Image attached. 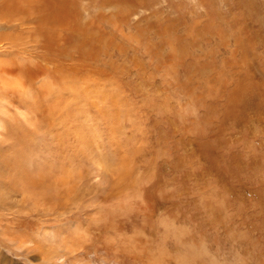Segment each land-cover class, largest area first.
Listing matches in <instances>:
<instances>
[{"label":"rangeland","instance_id":"obj_1","mask_svg":"<svg viewBox=\"0 0 264 264\" xmlns=\"http://www.w3.org/2000/svg\"><path fill=\"white\" fill-rule=\"evenodd\" d=\"M2 11L0 264H264V0Z\"/></svg>","mask_w":264,"mask_h":264},{"label":"bare ground","instance_id":"obj_2","mask_svg":"<svg viewBox=\"0 0 264 264\" xmlns=\"http://www.w3.org/2000/svg\"><path fill=\"white\" fill-rule=\"evenodd\" d=\"M10 11H2V12H0V24L2 25V23H5V25H8L9 23H11L12 21H14V20H16L17 22H19L20 21V16H21V14H20V12H10V13H12V15H14V16H12V15H9L8 13H9ZM25 12V11H24ZM53 13V12H52ZM28 13L27 12H25V14L24 15H22L23 17L25 16V15H27ZM43 16V15H42ZM27 17V16H26ZM44 17V16H43ZM54 18H55V16H54ZM40 21H42V20H40ZM39 21V22H40ZM52 21V20H51ZM59 21V20H58ZM45 22V21H44ZM48 22V21H47ZM53 22H55V21H53ZM60 22V21H59ZM20 23H23V22H21L20 21ZM24 24V23H23ZM22 24V25H23ZM0 25V26H1ZM52 25V24H51ZM43 28H45V27H43ZM48 28V27H47ZM53 28V27H52ZM42 29V28H41ZM46 29V28H45ZM34 30V29H33ZM39 30H40V27H39ZM50 30V29H49ZM41 31V30H40ZM43 31V30H42ZM45 32V31H44ZM41 34H42V32H40ZM51 33H52V31H51ZM48 34V33H47ZM41 36V35H40ZM40 36H39V38H40ZM42 36H43V34H42ZM44 37H45V35H44ZM54 37V36H53ZM52 37V38H53ZM43 38V37H42ZM15 39H17V35H14V34H12V33H4V34H1L0 35V40H4V41H11L10 43H12V41L14 42V40ZM46 39V38H45ZM13 67L11 66V62H3V61H1L0 62V83H1V85H4V88L5 87H7L5 90H9V91H12V89H21L22 87H21V85H19V83L17 82L18 80H17V78H7V77H4L5 76V71H8V73L10 74V73H12V71H13ZM3 73V74H2ZM4 79H6V80H4ZM21 91H23V89H21ZM1 93H5V92H2L1 91ZM29 100L31 101V99L29 98ZM34 105V104H33ZM1 110V109H0ZM14 130L12 129L10 132L8 131V133H12ZM18 135V134H17ZM20 136V135H19ZM19 138H21V137H19ZM37 173H39L37 170L33 173L34 175H36L37 176ZM24 178H25V180H27V179H29V176L28 175H25L24 176ZM37 177H35V179H36ZM33 181H35L34 179H33ZM36 182V181H35ZM39 183H41V185L43 184L42 183V180H40L39 181ZM39 193V192H38Z\"/></svg>","mask_w":264,"mask_h":264}]
</instances>
